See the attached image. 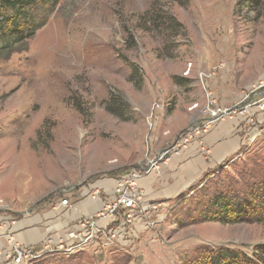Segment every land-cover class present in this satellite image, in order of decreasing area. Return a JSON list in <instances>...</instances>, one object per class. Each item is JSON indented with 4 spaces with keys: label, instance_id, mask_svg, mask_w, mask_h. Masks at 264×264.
Segmentation results:
<instances>
[{
    "label": "rangeland",
    "instance_id": "obj_1",
    "mask_svg": "<svg viewBox=\"0 0 264 264\" xmlns=\"http://www.w3.org/2000/svg\"><path fill=\"white\" fill-rule=\"evenodd\" d=\"M255 1L47 0L32 12V38L14 45L0 37V193L18 202L20 219L35 214L45 231L69 229L63 220L43 223L84 189L110 188L160 157L145 182L170 176L195 142L201 158L211 157L202 143L216 123L241 127L247 140L200 182L155 200L161 221L125 235L130 247L105 249L98 239L51 254L61 264H188L200 249L250 254L264 244V222L189 223L172 210L216 172L217 183L225 175L264 179V132L253 135L264 113V0ZM212 100L231 112L206 129Z\"/></svg>",
    "mask_w": 264,
    "mask_h": 264
},
{
    "label": "crops",
    "instance_id": "obj_2",
    "mask_svg": "<svg viewBox=\"0 0 264 264\" xmlns=\"http://www.w3.org/2000/svg\"><path fill=\"white\" fill-rule=\"evenodd\" d=\"M263 115L264 113L254 118L255 128L253 129V135L255 132H258L259 135L264 132V129L261 127L264 124ZM242 131L243 129L237 125L233 126L216 123L209 134L205 135L202 143V147L212 151L213 155L208 158H201L198 152L201 145L195 142V145L185 152L180 160L173 161L170 168V176H165L164 178L158 176V179H150L147 182H145V180L142 181L146 199L155 201L172 195L177 196L185 187H190L192 184L195 185L198 181L200 182V177L206 171L212 169L213 163L227 160L247 145L246 138L240 135ZM259 135L257 137H259ZM251 136L252 133L250 132L248 137ZM150 176H152V174ZM144 182L145 184H143ZM110 184V188L104 183H100L93 188L102 190L103 195L98 200H93L91 198L90 194L92 190H89V192L87 189H84L82 198L78 203H75L71 207H65V209L61 207V211L52 213L50 218L47 220L45 219L46 223H43L45 225L44 228H48V225L49 227L52 226L51 222L48 223L49 219H57L58 221L63 220L65 226L73 224V229L68 226L69 229H67V231H58L56 228H50V230L45 231V229L37 227L41 225V222L36 219L35 214H28L26 217L24 216L23 219H20L21 211L18 202H14L13 199L8 200L2 197L0 193V198L4 201L3 205H0V226L3 228L0 236V252H8L12 249L8 243V234H13L15 239L22 246L33 248H36L37 244L40 246L48 237L66 238L70 231L77 229V223L81 219L93 218L104 208L107 199L113 195L114 179L110 181ZM104 225L105 223L103 222L98 224V226ZM142 229L143 227L140 225L135 226L134 230H132L133 235H137ZM101 238L103 239L101 240ZM101 238L99 240L105 245L102 246L105 249H113V245L116 244L124 249L125 246L130 247L133 243L129 239L130 237H126L125 235L119 236L118 240L115 241L108 236H102ZM98 252L102 253L103 251L98 248ZM0 264L9 263H6L5 259L1 258Z\"/></svg>",
    "mask_w": 264,
    "mask_h": 264
},
{
    "label": "trees",
    "instance_id": "obj_3",
    "mask_svg": "<svg viewBox=\"0 0 264 264\" xmlns=\"http://www.w3.org/2000/svg\"><path fill=\"white\" fill-rule=\"evenodd\" d=\"M46 1L0 0V37L9 41L14 38L11 41L14 45L32 38L36 31L32 12ZM217 175L219 177L221 173L216 172ZM218 177L215 181L211 175L207 176L203 186L184 195L172 210L176 209L179 214H184L185 221L189 223L211 221L232 225L264 222V179L255 183L256 179L247 175L248 179L235 181L228 180L225 175L217 183ZM181 202L183 204L180 206ZM250 252L248 254L230 247L200 249L188 264H264V244L251 248ZM57 256H48L40 264H46L47 260H50L48 264H61L62 260L55 258Z\"/></svg>",
    "mask_w": 264,
    "mask_h": 264
},
{
    "label": "built area",
    "instance_id": "obj_4",
    "mask_svg": "<svg viewBox=\"0 0 264 264\" xmlns=\"http://www.w3.org/2000/svg\"><path fill=\"white\" fill-rule=\"evenodd\" d=\"M211 104V107L209 106L206 110L209 115L206 129L215 122L228 118L231 112L227 108L218 106L215 100H212ZM160 159L147 162L143 167L130 169L114 180L113 195L107 199L104 208L95 217L83 218L77 223V229L69 233L70 243L61 237H48L41 243V248L37 250L33 247L22 246L13 234H8V243L12 249L8 252H0V259L4 258L9 264H28L44 255L70 253L83 246H90L102 236H108L115 240L121 235L132 234V230L137 225L143 229L152 228L161 221L159 217L164 207L160 202L146 199L142 181L147 176L159 171ZM90 195L93 200H98L103 193L102 190L96 189ZM3 203V199L0 198V205ZM150 219L152 220L149 221ZM105 221H108L107 224L98 226L100 222L104 223ZM2 229L0 226V236ZM75 241H79V243Z\"/></svg>",
    "mask_w": 264,
    "mask_h": 264
}]
</instances>
